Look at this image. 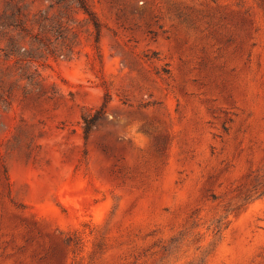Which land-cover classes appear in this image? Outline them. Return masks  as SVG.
Here are the masks:
<instances>
[{"label": "rangeland", "instance_id": "rangeland-1", "mask_svg": "<svg viewBox=\"0 0 264 264\" xmlns=\"http://www.w3.org/2000/svg\"><path fill=\"white\" fill-rule=\"evenodd\" d=\"M0 264H264V0H0Z\"/></svg>", "mask_w": 264, "mask_h": 264}, {"label": "trees", "instance_id": "trees-1", "mask_svg": "<svg viewBox=\"0 0 264 264\" xmlns=\"http://www.w3.org/2000/svg\"><path fill=\"white\" fill-rule=\"evenodd\" d=\"M97 112L100 113V114L105 112V106L102 109L98 110ZM91 126H92V123H87V127H86V133L87 134L90 132Z\"/></svg>", "mask_w": 264, "mask_h": 264}]
</instances>
